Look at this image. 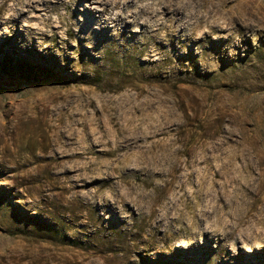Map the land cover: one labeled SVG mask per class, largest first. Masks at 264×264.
<instances>
[{"label": "rangeland", "instance_id": "obj_1", "mask_svg": "<svg viewBox=\"0 0 264 264\" xmlns=\"http://www.w3.org/2000/svg\"><path fill=\"white\" fill-rule=\"evenodd\" d=\"M127 1L134 6L141 0ZM180 1L184 6L189 0ZM76 2L61 29L74 51L59 55L54 68L49 59L58 53L57 42L34 46L32 55L25 36L20 51L0 37V264H104L108 257L110 264H264L260 244L243 240L250 228L260 227L254 222L241 229L243 237L234 232L226 241L201 230L192 243L185 231L192 220L201 224L206 210L211 214L203 227L215 225L219 214L225 220L242 214L247 205L234 201L253 204L264 188V0H225L223 18L214 26L229 21L236 46L215 42L214 69L195 63L183 48V68L156 89L164 101L134 102L100 97L123 92L115 87L137 71L131 63L136 53L119 51L121 39L84 42L76 50L65 28L76 32V14L83 18L93 9L85 7L86 0ZM161 10L171 23V13ZM137 29L147 36L141 25L130 26ZM208 32L212 39L228 34ZM94 55L102 71L91 72L85 62ZM70 61L73 68H66ZM84 73L89 82L79 81ZM58 139L56 151L42 157L45 146ZM117 146L118 158L104 154ZM74 148L84 159L70 158L66 151ZM88 148L94 153L88 155ZM10 151L13 156L1 165ZM151 157L158 162L153 165ZM14 165L25 166L20 175L11 170ZM107 169L113 183L106 180ZM127 193L132 199L123 200ZM143 202L164 218L172 211L170 233L178 236L166 258L145 248L156 223L148 222ZM252 207L264 221V200ZM164 225L157 237L166 234Z\"/></svg>", "mask_w": 264, "mask_h": 264}, {"label": "bare ground", "instance_id": "obj_2", "mask_svg": "<svg viewBox=\"0 0 264 264\" xmlns=\"http://www.w3.org/2000/svg\"><path fill=\"white\" fill-rule=\"evenodd\" d=\"M128 2L129 1L127 0H124L123 3L121 0H86L85 7L93 8L92 12H87L84 10V12H87L88 16H83V18H78V15L76 14V32L70 28V25L65 28L67 33L66 35H69L71 39L76 40V50H79V47L84 45V42H91L96 45L105 41H117V39H121L122 43L117 48L119 51H121L123 54L131 51L136 53L135 59H132L131 63H133L137 71L131 74L130 78H127L125 81H122L115 87L116 90H122L123 92L121 94L119 93L118 95L106 94L104 96H100L103 98V100H119L128 102L139 101L140 99L147 101L162 100L163 95H161V92H158L156 89H159L160 87H163L164 89V86L169 81V79L180 72L183 65L182 62L184 60V58L180 57V51L183 48L187 49V55L191 57L195 63H202L204 68L212 67L214 69L216 66L217 57L216 55H213L214 53L212 52V49L216 45L215 42L220 40L225 42H233L231 33L232 28H229L231 26L229 21H227V23L223 22V24L220 26H214L218 23L219 18H223L222 13L225 7V0H203V2H199L198 0H189L184 6H182L183 2H178V0H169L168 2H158V0H141L137 3L133 2L135 4L134 6L128 5ZM76 3V0H2L0 5V37L6 42H12L15 46V49L20 51L19 45L23 41L22 36H25L29 44L32 46V55L36 53L34 46H41L42 43L47 41L57 42L58 53L56 55L52 54L51 58L49 59L52 68H54L58 65L57 58L59 55H66L68 54L67 52L71 53V51H74L70 38L64 39L61 29L66 24V14L76 5ZM162 7L163 9H166V11H164L166 14L171 13V23L169 22L168 18L161 14L163 12L161 10ZM59 9L62 13L59 12ZM177 14H181L182 16L177 17ZM211 16L213 18L212 22L209 20ZM71 18H73V15H69V19ZM135 25H141L146 30L147 36L141 37L136 34L140 32V29L130 30V26ZM167 28L169 29L167 30ZM177 29L187 30V36L180 37L175 32ZM208 30L211 31L210 33L228 31V34L226 36H218L212 39ZM176 41H179L178 45L176 44ZM233 45L236 46V43L233 42ZM200 47L203 48L202 51H198ZM126 56L130 55L127 54ZM67 58L71 60L70 56H67ZM97 60L98 58L94 55L85 61L90 63L91 72L102 71V68L97 63ZM136 60H139L142 65L137 66L138 62ZM179 62L182 64L181 66ZM72 63V61L66 63L65 67L73 68ZM82 76L83 78L79 81H90L86 73H84ZM87 98L91 99L92 97L89 95ZM60 141L62 140L58 139V141L55 143H48L45 146L46 149L43 150L44 154L42 157L45 158L47 153L50 151H56L54 148L55 146L57 147V145L61 144ZM126 141L128 140L126 139ZM123 146L125 147V145ZM92 147L94 148V145ZM93 148L87 149L89 151L88 155L94 153ZM61 152L64 151L62 150ZM66 152H71L70 158L72 160L76 159L81 161L84 159V155H80L78 149L76 148L70 149ZM118 153V146L113 151L104 152L106 155L115 156L117 158L119 155ZM13 154V151H10L9 154L6 155V159L1 162V165L5 166L8 162L7 158H11ZM190 154L192 155V153ZM157 158L159 157L157 156ZM150 159L152 160L153 165L158 162L155 158L151 157ZM178 163H175V165L172 167L173 171H175L177 168L176 164ZM24 167V165H14L11 170L14 168L16 173L20 175L19 172L20 170L24 169ZM103 172L108 176L106 180L113 183L110 177L111 172H109L108 169L106 171L104 170ZM253 184V181L249 182V187H253ZM134 189L137 191V196L143 200L144 192L142 189H139L138 185H136ZM263 192L264 188L258 192V197L255 198L253 204L257 202L260 203V201L262 202V200H264L262 196ZM96 197L97 196H93L89 199L93 200ZM131 197L132 196L127 193L123 200L126 198L129 199ZM247 202V199H236L234 203L247 205L242 214L232 218L230 217L227 220L224 219V216L219 214L216 217V224L213 225L206 223V227H203L204 221L208 219L211 211H203L201 213V218L199 219L201 224L196 225V221L192 220V222H189L185 226V231L188 235L187 238L192 243H194L201 230H203L204 233L212 230L217 233L218 239H224L225 241L232 240L235 237L233 236L234 232L240 233L242 235L241 229H244L246 226L249 228L250 224L254 222L255 225L260 227L257 228L255 226L257 229H255L254 226L250 228V230H248V234L243 240L246 242L253 241V244L259 243L260 245L257 247V249L264 251V221L262 220L261 215H259L260 217H256L252 214L251 210L253 208V204H247ZM115 203H117V201L113 199V204ZM143 204L147 208L145 216L148 222L152 223L154 221V223H156V226L154 227L155 229L152 231L148 230L150 234L146 237V239H144L146 243L145 248H147L148 251L160 253L161 256H165L164 258H166V251L174 252V248L176 247L175 241L177 240L178 236V233H170L171 220L173 219V215L171 214L172 211H167L168 213H165L166 217L164 218L162 215L160 216V214L158 215L156 213L153 204L147 205L144 202ZM194 224L197 227L196 231L191 232L192 225ZM162 225L165 226L166 234L157 237L155 232H158L159 227H162ZM214 226H217V228L215 229ZM228 227L229 230L225 231ZM179 231L182 232L183 230L180 229ZM133 248L136 249V245H134ZM104 260V264H110V257L105 258ZM129 260H123V262H128Z\"/></svg>", "mask_w": 264, "mask_h": 264}]
</instances>
